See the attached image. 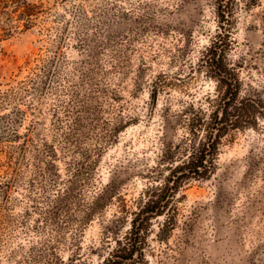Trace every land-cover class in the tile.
<instances>
[{"label":"rangeland","instance_id":"1","mask_svg":"<svg viewBox=\"0 0 264 264\" xmlns=\"http://www.w3.org/2000/svg\"><path fill=\"white\" fill-rule=\"evenodd\" d=\"M29 1L33 24L0 41V264H103L126 244L124 264H264V117L208 152L211 177L171 180L223 91L199 69L230 25L221 0ZM227 2L241 95L264 99V0ZM152 200L164 214L127 240Z\"/></svg>","mask_w":264,"mask_h":264},{"label":"trees","instance_id":"2","mask_svg":"<svg viewBox=\"0 0 264 264\" xmlns=\"http://www.w3.org/2000/svg\"><path fill=\"white\" fill-rule=\"evenodd\" d=\"M230 3H221L218 6L219 22L225 19L229 24L224 32H220L218 38L213 39L208 47H206L199 59V69L205 68L209 77L216 79L218 87H222L223 91L211 99L213 102V111L210 114L211 122H206L204 117H199L193 120L192 125L195 127H205L207 129L206 142H200V145L193 152L186 155V158L178 165H172V177L174 181V189L180 187L182 180L190 178L207 179L216 170L215 159L208 155V152L215 149V146L221 143L222 139L232 130L238 128H245L249 126H256L260 117H264V99L260 93L241 95L243 82L240 77L237 64L230 63L228 60V49L233 45L232 39V23ZM40 4L32 3L29 0H0V41L7 39L19 33L21 21L24 20V29L27 30L33 24V17L40 12ZM224 26L220 25V28ZM22 30V31H23ZM39 72L36 74L31 83H35L42 77H48L46 65L38 67ZM197 136V133L194 132ZM215 138L213 143L211 140ZM181 172V175L178 173ZM174 177H176L174 179ZM103 192L98 194L93 201L91 213L94 215L99 205V201L103 198ZM107 203V201H106ZM158 201L147 202L139 212L135 213L131 221L130 233L128 239L131 241H138L143 239L146 227L152 217L163 215V206L160 208ZM141 220L139 226L137 222ZM134 236V237H133ZM117 242L122 245L120 238ZM133 246V245H132ZM135 247L121 246L117 252L110 253L105 257L103 264H124L128 260H134Z\"/></svg>","mask_w":264,"mask_h":264}]
</instances>
